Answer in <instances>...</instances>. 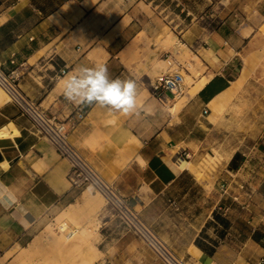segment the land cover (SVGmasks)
I'll use <instances>...</instances> for the list:
<instances>
[{
	"label": "crops",
	"instance_id": "crops-1",
	"mask_svg": "<svg viewBox=\"0 0 264 264\" xmlns=\"http://www.w3.org/2000/svg\"><path fill=\"white\" fill-rule=\"evenodd\" d=\"M171 1L0 0V64L67 121L69 141L179 257L264 264V0H215L209 21L196 10L213 0ZM182 59L197 68L192 83L178 98L154 93ZM97 64L135 81V113L65 99L63 80ZM214 150L216 169L198 177L190 164ZM69 168L15 102L0 106V259L64 212L66 234L68 218H87L88 186H72ZM98 216L105 264H164L116 218Z\"/></svg>",
	"mask_w": 264,
	"mask_h": 264
},
{
	"label": "built area",
	"instance_id": "built-area-1",
	"mask_svg": "<svg viewBox=\"0 0 264 264\" xmlns=\"http://www.w3.org/2000/svg\"><path fill=\"white\" fill-rule=\"evenodd\" d=\"M65 71L66 68L60 69L62 74ZM16 79L14 71H6L0 64V86L9 93L10 100L18 105L20 111L30 118L34 131L41 137H45L61 156L69 160L70 168L67 178L71 185L74 187L91 186L97 190L104 198L102 210L109 212L123 227L132 230L146 242L163 260L164 264H188L187 260L179 257L154 232L115 185L107 181L69 141L67 121L48 114L39 102L29 98L20 89ZM182 85L183 75L177 71L163 74L151 83L152 90L156 94H160L162 90L176 94L181 92ZM83 116L84 111L79 112L76 120L82 119ZM262 152L264 153V146ZM221 187L225 190L227 184L223 182ZM71 234L68 233L67 237Z\"/></svg>",
	"mask_w": 264,
	"mask_h": 264
},
{
	"label": "rangeland",
	"instance_id": "rangeland-1",
	"mask_svg": "<svg viewBox=\"0 0 264 264\" xmlns=\"http://www.w3.org/2000/svg\"><path fill=\"white\" fill-rule=\"evenodd\" d=\"M179 1H183V0H173V1L169 2L170 3L169 4L170 7L172 8L174 3L175 2H179ZM213 2L214 3L212 5H209L206 8L203 7L202 11H200L201 9L196 10V13L202 12V15H205V14L207 15V16L206 15L204 16L203 20L209 21L210 18H211L210 17L211 13H213V12H215V10H217V8H218L217 2L215 0H213ZM179 6L182 7V2H181V4H179ZM168 9L169 8H167L165 11H167ZM183 13L185 14L186 10H184ZM198 14H196V16ZM192 15L193 14L191 13L189 15V17H191ZM168 39H171L173 41L174 37L171 36ZM178 43L180 44V46L182 48H185V46L181 43V41L178 40ZM182 61H183V66H184L185 69L184 68L178 69L176 66H174L173 67L174 68L173 71L180 72L183 75L182 89H184L183 86L185 84L186 85H190L192 83L193 80H192L191 75L197 74V68H196V66L191 64L189 61L184 62V59H182ZM198 62L200 63L199 60H198ZM199 84H201V83H199ZM199 84L197 86H199ZM259 90H262V88H259ZM174 95H176V98H178L179 95H180V92H177L176 94H173V96ZM182 101H183V99H180L179 102H182ZM175 102H178L177 99H176ZM178 108H176L174 106L172 111H176ZM216 154H217L216 150H214V152H211V155H213V156L207 154L206 157H204L203 159L200 160V162L197 164V166L194 165V164H190V169L198 177L204 176L206 174V172H209V173L213 172L216 169V166H217V158L218 157H217ZM88 191H93L94 192L96 190L93 187L89 186L88 187ZM103 205H104V198L102 197V200L95 207V209L93 211H90L87 215H85V216H87L86 219H84V220L79 219V220H81V222L74 221L73 218H68L71 223H73V222L75 223V224L73 223L74 226H75V229L79 228L80 225H83V224L87 223L91 219L94 220V222H96L98 224L97 233H94L96 235L92 236L91 239L89 240V242L92 245H94V246L96 245L95 246L96 248L101 246V244H99L100 219L98 218L99 217L98 214H100V213H101V215L102 214H107L109 217H113L109 212L107 213V212L102 210L103 209ZM59 217L60 216L55 218L54 223L50 222L46 227H44L41 231H39L38 234H36L33 237V239L28 244H25L26 246H24L22 248L16 247L13 250H11L8 253H6L4 255V257H2L0 259V262L2 264H37L38 262L43 261V260H44L43 262H45L47 264H57V263L58 264H71V261L74 262L75 260H74L73 257L76 254L78 255V253H80V248H81L83 242H82L81 236L78 234L77 231L75 232V230H74V233H76L75 237H74L75 234H73L70 238L67 237L66 230L68 229V226L66 224H64L65 225V228H64L63 227L64 225L61 223L62 221L59 220ZM113 218H115V217H113ZM65 219H66V217H65ZM58 221H60V222H58ZM59 227H60V230H58ZM48 230H49V232L52 230L55 234H61L63 236H59V237L50 236V237H47V233H49ZM76 238H79V239H76ZM83 246H85V243L83 244ZM11 254H15V255H14V257H13V259L11 261L7 262L8 261V256L11 255ZM47 257H49V258H47ZM96 260H98L97 264H105L106 263L102 253H100V255L96 258ZM95 261H94V263H95ZM188 264H195V263L188 262Z\"/></svg>",
	"mask_w": 264,
	"mask_h": 264
},
{
	"label": "clouds",
	"instance_id": "clouds-1",
	"mask_svg": "<svg viewBox=\"0 0 264 264\" xmlns=\"http://www.w3.org/2000/svg\"><path fill=\"white\" fill-rule=\"evenodd\" d=\"M63 95L77 105H99L132 115L137 111V85L131 79L111 78L106 64L81 66L63 80Z\"/></svg>",
	"mask_w": 264,
	"mask_h": 264
},
{
	"label": "bare ground",
	"instance_id": "bare-ground-1",
	"mask_svg": "<svg viewBox=\"0 0 264 264\" xmlns=\"http://www.w3.org/2000/svg\"><path fill=\"white\" fill-rule=\"evenodd\" d=\"M204 81V79H202ZM202 81V82H203ZM207 81V80H206ZM200 81L201 84H199V86H201L203 83ZM10 99V95L9 93L4 89L2 88V86H0V106L5 103L6 101H8ZM90 192L91 191H88L87 192V196L86 197V204L84 203V205H87L86 206V211L83 212V210H80L81 212H83L85 215H87L90 211H93L95 209V207L100 203V201L102 200V195L96 190L94 191V195L91 196L90 195ZM83 195V194H82ZM82 197V196H81ZM85 199V198H83ZM84 201V200H83ZM77 206V205H76ZM82 207V206H81ZM80 209V207H78ZM83 208V207H82ZM77 209V207H76ZM75 209V210H76ZM85 210V209H84ZM79 211V212H80ZM64 212V211H63ZM70 212V211H69ZM79 212H77V215L79 214ZM80 212V213H81ZM70 214L68 212H65L63 214L60 215L59 217V220H61L62 224L64 225L65 224V217H69ZM73 216V214H72ZM95 217V216H94ZM74 219V221H77V222H81V220H79L76 217H72ZM60 222V221H58ZM74 223V222H73ZM72 223V224H73ZM75 224V223H74ZM78 224V223H77ZM83 224V223H82ZM61 225V224H60ZM59 225V226H60ZM62 225V226H63ZM79 225V224H78ZM65 228V225L63 226ZM58 228V227H57ZM97 228H98V224L96 222H94V220H90L88 221L87 223L83 224V225H80L79 228L75 229V232L77 231L78 234L81 236V239H82V242L83 244L85 243V246H81L80 248V253H78V255L76 254L73 258H74V262L76 264H93L94 261L96 260V258L100 255V251L98 248H96L94 245H92L89 240L91 239L92 236L96 235L94 233H97ZM60 230V227L59 229ZM62 230V229H61ZM49 232V230H48ZM61 233V232H60ZM72 234H73V231H72ZM74 237L76 236V233H74ZM98 235V234H97ZM50 236H53V237H59V236H63L61 234H55L52 230L47 233V237H50ZM72 236V235H71ZM96 237V236H95ZM70 238V237H69ZM68 238V239H69ZM80 238V237H79ZM79 238H76V239H79ZM80 239V240H81ZM76 244V243H75ZM74 245V244H73ZM72 247V246H71ZM75 250V249H74ZM78 252V251H77ZM64 253V252H63ZM75 253V252H74ZM59 255V254H58ZM62 256V255H61ZM44 257V256H43ZM70 257V256H69ZM49 258V257H47ZM51 258V257H50ZM65 259V258H64ZM71 259V258H70ZM58 260V259H57ZM61 260V259H60ZM44 261V260H43ZM43 261H40L38 262L37 264H47ZM54 261V260H53ZM52 261V262H53ZM71 261V260H70ZM74 262L71 261V264H75ZM57 263V262H56ZM70 263V262H69ZM58 264V263H57Z\"/></svg>",
	"mask_w": 264,
	"mask_h": 264
}]
</instances>
